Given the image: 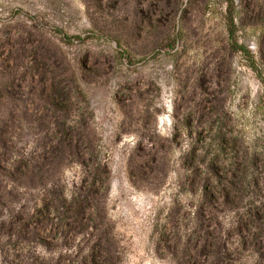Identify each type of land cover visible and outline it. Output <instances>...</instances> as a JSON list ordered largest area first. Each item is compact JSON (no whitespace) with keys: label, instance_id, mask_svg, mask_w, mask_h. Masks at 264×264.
<instances>
[{"label":"rangeland","instance_id":"rangeland-1","mask_svg":"<svg viewBox=\"0 0 264 264\" xmlns=\"http://www.w3.org/2000/svg\"><path fill=\"white\" fill-rule=\"evenodd\" d=\"M119 1L117 7H122L114 15L126 23L118 28L120 48L106 36L115 24L104 21L95 0H0L1 47H18L36 33L60 65L51 78L49 72L43 77L34 72V79H42L38 84L25 73L19 76L8 87L15 100H0V112L38 111L45 105L39 93L51 82L57 88H63L61 81L69 85L63 104L71 122L80 124L81 137L86 134L92 142L93 152H84L82 163L62 160L53 186L69 195L98 164L93 180L107 186L96 202L109 239L108 264H206L209 250L201 248L205 227L195 215L206 202L186 160L200 145L196 139L216 138L221 125L237 155L251 158L252 164L245 171L241 198L213 211L209 227L220 231L223 264H264V256L258 257V248L264 251V0H232V36L224 26L225 1L176 0L180 37L171 49L158 48L153 41L161 35L146 38L143 28L139 36L131 35L130 15L123 8H129L128 0ZM234 42L241 48L234 49ZM25 66H31L29 58L16 65L17 71ZM188 111L201 117L194 116L184 128ZM28 119L23 114L12 123L11 157L31 151L42 136L36 120ZM208 151L216 152L214 144ZM45 191L43 186H18L6 205L15 210L37 202L45 210ZM255 207L261 208L262 238L242 245L234 223ZM48 211V218L37 222L47 230L44 240L27 236L15 223L0 227V264H53L56 257L60 264H76L79 257L71 251L81 236L63 240L62 233L49 231L57 217ZM4 216L2 209L0 219ZM86 230L82 251L93 236Z\"/></svg>","mask_w":264,"mask_h":264},{"label":"trees","instance_id":"trees-1","mask_svg":"<svg viewBox=\"0 0 264 264\" xmlns=\"http://www.w3.org/2000/svg\"><path fill=\"white\" fill-rule=\"evenodd\" d=\"M95 1V9L106 17L104 21L107 23L106 20L109 19L115 24V27L108 29L109 33H106V36H109L115 42L116 47L120 48L122 45L121 35L123 36V34L118 28L123 27V24L125 26L126 23L114 14L115 11L118 12L121 9L122 5L117 7L121 1ZM223 1L226 3L223 15L225 30L227 35L232 36L234 31L232 0ZM128 6L129 8H123L127 12L126 15H130L129 24L133 30L131 35L139 36L140 28H143L146 38L147 36L155 38V36L161 35L159 39L153 41V44H156L158 48H173L180 37V29L175 18L178 8L176 0H128ZM42 44L43 41L40 38L36 39V33H29L25 39L19 41L18 47L8 46L6 49L0 45V51H5L3 55L0 52V85H3L0 86V100L4 99V101L10 102L15 100L16 97L9 93L8 87H12L13 81L24 73L28 75L30 83L36 80L37 84L42 82V79H34V72L40 77H43L45 72H49L51 73L50 78L59 73L60 65L56 56L48 54ZM233 46L234 49L241 48L235 42ZM124 56L127 58V53H124ZM24 58L25 60L29 58L31 66H25L24 71H17L16 65ZM60 84H63V88H57L51 82L44 94L39 93V101L45 105L38 111L31 110L30 113H27L25 110H19L16 112L13 108H8L0 112V210L4 209L6 212L4 219H0V227L9 228L15 223L27 236L44 240L42 233L47 230L44 231L43 227L39 225L40 223L37 222L38 219L48 218L49 208L57 217L52 226L50 225L49 231L62 233L63 240L68 238L74 240L76 236H81L71 251L79 257L75 261L76 264H108L109 239L107 234L103 233V221L99 216L102 206L100 204L99 207L96 202L97 194L101 192L104 195L107 186L105 183L102 188L101 183H95L93 180L95 166L98 164L94 166V172L90 178H87V174L74 184L69 195H64L53 186L55 184L53 179L57 177L56 172L62 168V160L82 163L84 152H93L92 142L86 134L81 137L80 124L71 122L70 109L66 104H63L62 96L65 92L68 93L70 87L64 85V81H61ZM23 114L31 116V119H28L30 123L36 120L35 128L41 132L42 136L35 139L31 151L11 157V132L12 129H15L12 123L19 120ZM200 114L199 112L197 115H192L190 111L186 112L183 116V127L189 128V122L194 119V116L201 117ZM49 124L51 127H48ZM47 129L50 131L48 132ZM215 134L216 138H210L206 142L199 138L196 139L195 142L200 145L193 146L194 148L190 150V156L186 160L190 166L191 178L201 182V199L206 202L202 205L199 204L195 210V215L198 220L202 221L201 225L205 227L201 234V248L209 250L206 253V264H223L225 259V250L220 242V231L215 227L211 229L209 227L213 211H216L219 206H225L241 198L240 194L247 182L245 171L247 166L252 164L251 158L246 156L242 158L237 155L231 136L227 132L221 131V125L216 127ZM213 144L217 153L208 151V148ZM18 186H22L23 189H34L36 186L45 187L42 205L48 208L41 210V205L35 206L37 202H34L30 208L24 206H19L15 210L8 208L6 201L9 202L10 195ZM215 194L217 196L214 198ZM203 205L205 207L202 208ZM260 209V207L249 208L248 213L245 211L240 213L238 221L234 223V230L242 245L248 240L253 244H258V241L261 240ZM87 227L92 230L90 233L93 236L88 248L82 251L81 245L87 239L85 236V233L88 232ZM258 250V257L262 258L264 251L261 247ZM53 264H60L57 257Z\"/></svg>","mask_w":264,"mask_h":264}]
</instances>
